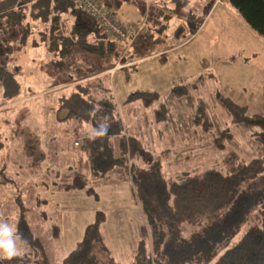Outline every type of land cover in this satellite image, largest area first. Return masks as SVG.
<instances>
[{
	"label": "rangeland",
	"instance_id": "1",
	"mask_svg": "<svg viewBox=\"0 0 264 264\" xmlns=\"http://www.w3.org/2000/svg\"><path fill=\"white\" fill-rule=\"evenodd\" d=\"M96 1L107 8L103 0ZM121 1L119 7L107 8L116 22H145L131 47H119L117 58L79 48L68 56L54 55L39 39L47 22L30 14L35 0H17L14 9L22 7L23 12L20 24L5 27L0 18V67L20 87L18 95L5 98L0 84V220L18 229L25 220L30 227L37 242L18 244L17 255L27 264H42L43 256L47 264H63L98 211L105 215L100 233L115 262L131 263L141 239L152 260L150 231L131 173L154 166L165 180L179 182L208 170L227 174L226 158L233 154L245 163L257 158L264 163L260 129L232 122L218 102L229 98L246 106L248 115L263 113L264 38L228 0H186L180 9L170 0H153L148 7L143 0ZM92 22L88 18L86 27L92 28ZM131 64L134 68H125ZM199 76L204 79L168 107L164 121L153 119V110L173 84ZM84 81H95V92L113 96L123 126V134L111 142L116 154L125 157L124 168L97 179H91L87 164L94 128L68 123L67 109L61 106L72 85ZM135 91L154 92L159 102L149 107L140 101L125 104ZM75 171L89 179L86 188L54 186ZM89 187L95 194L87 193ZM241 189L254 194L245 222L202 264H215L250 228L262 227L264 171ZM204 228L203 220L183 224L176 240L188 245Z\"/></svg>",
	"mask_w": 264,
	"mask_h": 264
},
{
	"label": "trees",
	"instance_id": "2",
	"mask_svg": "<svg viewBox=\"0 0 264 264\" xmlns=\"http://www.w3.org/2000/svg\"><path fill=\"white\" fill-rule=\"evenodd\" d=\"M174 1L176 9L185 5L186 1ZM229 4L239 13L244 23L258 36L264 38V0H228ZM17 0H0V18H4L6 26L20 24L23 19L22 7L14 9ZM107 8L119 7L121 0H103ZM30 14L47 22L46 30L41 31L40 40L57 57L68 56L73 49L79 48L87 54L99 57L120 54L119 44L87 14L74 9L72 0H35ZM168 18V15H165ZM73 18V20H72ZM91 19L92 28L86 27L87 19ZM28 30V28H26ZM128 63L127 59H125ZM163 61L164 57L161 56ZM135 64L126 66L133 67ZM124 68V69H125ZM204 78L199 76L191 82L182 80L173 84L165 100L159 102L154 92L135 91L128 96V102L140 101L145 106L158 103L153 110L155 121H164L168 107L175 101L184 98L185 93L194 89ZM99 81V80H97ZM103 89L110 91L106 82L102 81ZM0 84L4 88L5 98L19 94V83L0 67ZM95 81L75 82L66 94L61 106L67 109L65 121L68 123H90L93 128L107 125L109 134L93 140V152L87 157L91 171V179L101 178L114 169L121 170L125 165L122 153L116 154L111 142L112 137L123 134V126L116 113L113 96L95 92ZM264 100V87H263ZM222 105L232 122L237 125H254L261 132L264 143V110L257 115H248L246 106L237 104L229 98H220ZM227 134V133H226ZM228 140L230 137L227 135ZM227 174L217 170H208L196 176H186L181 181L165 180L158 168L131 173L135 193L141 207L145 223L150 231L151 260L145 239L138 242L129 264H202L207 256L214 254L217 246L228 240L245 222L253 204L252 192L243 191L246 181L255 180L264 171L261 158L248 163L238 160L236 154L226 158ZM60 190L73 191L84 189L89 179L81 172L75 171L54 183ZM87 193H94L89 187ZM105 215L95 213L93 223L86 226L82 239L75 249L63 259V264H119L114 261L103 242L100 225ZM205 222L200 234H193L190 244H183L176 239L181 234L183 224L196 225ZM19 232L27 244L34 245L37 239L32 235L28 224L20 222ZM42 264H47L43 256ZM26 262V263H25ZM24 257L16 256L11 260H3L2 264H27ZM215 264H264V213L262 227L250 228L241 240L228 249Z\"/></svg>",
	"mask_w": 264,
	"mask_h": 264
},
{
	"label": "built area",
	"instance_id": "3",
	"mask_svg": "<svg viewBox=\"0 0 264 264\" xmlns=\"http://www.w3.org/2000/svg\"><path fill=\"white\" fill-rule=\"evenodd\" d=\"M152 1L153 0H143L142 2L148 7ZM214 2L220 3L221 0H214ZM72 3L74 9L92 16V19L97 25L116 40L119 47L124 51L131 47L145 22L137 21L128 25H121L115 21L111 11L99 5L96 0H72Z\"/></svg>",
	"mask_w": 264,
	"mask_h": 264
},
{
	"label": "clouds",
	"instance_id": "4",
	"mask_svg": "<svg viewBox=\"0 0 264 264\" xmlns=\"http://www.w3.org/2000/svg\"><path fill=\"white\" fill-rule=\"evenodd\" d=\"M109 134L107 125H100L92 130L91 139L104 137ZM18 244L27 245L26 239L22 236L16 226L0 220V260H11L19 255Z\"/></svg>",
	"mask_w": 264,
	"mask_h": 264
},
{
	"label": "crops",
	"instance_id": "5",
	"mask_svg": "<svg viewBox=\"0 0 264 264\" xmlns=\"http://www.w3.org/2000/svg\"><path fill=\"white\" fill-rule=\"evenodd\" d=\"M114 259V258H113ZM115 261V260H114Z\"/></svg>",
	"mask_w": 264,
	"mask_h": 264
}]
</instances>
